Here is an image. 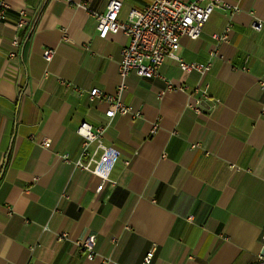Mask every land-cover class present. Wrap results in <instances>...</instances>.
Here are the masks:
<instances>
[{
    "label": "crops",
    "instance_id": "1",
    "mask_svg": "<svg viewBox=\"0 0 264 264\" xmlns=\"http://www.w3.org/2000/svg\"><path fill=\"white\" fill-rule=\"evenodd\" d=\"M109 1L6 0L0 264H141L152 245L150 264H264V29L251 28L264 21V0H221L229 8L212 13L199 39L180 38L184 62L211 63L205 74L185 73L166 59L160 72L184 90L132 73L120 78L127 39L99 38L89 13H105ZM119 1L120 21L151 2ZM19 11L27 26L17 30ZM227 26L228 41H215ZM45 50L54 52L48 63ZM122 82V101L139 117L109 122V105L88 92L113 94ZM204 85L209 98L194 91ZM83 122L106 127L103 143L119 151L114 184L100 192L96 176L61 158H78ZM89 236L92 260L81 249Z\"/></svg>",
    "mask_w": 264,
    "mask_h": 264
},
{
    "label": "built area",
    "instance_id": "2",
    "mask_svg": "<svg viewBox=\"0 0 264 264\" xmlns=\"http://www.w3.org/2000/svg\"><path fill=\"white\" fill-rule=\"evenodd\" d=\"M68 3L71 0H64ZM122 3L119 0H110L106 11L103 14L96 11L89 13L97 21L98 37L106 39L109 35L122 34L126 37L127 43L121 50V58L118 64V73L123 80L129 74L142 79H160L166 83L168 90H184L185 88L176 87L167 82L160 69L166 59H171L178 64L181 71L190 73L197 71L200 74L207 73L211 68V63H187L179 56L177 51L180 46V38L185 36L189 40H197L203 32L204 25L208 22L214 11L227 10L229 7L221 0H192L185 2L181 0H151L150 4L142 10L129 11L125 21L119 20V13ZM6 0H0V22L6 20V13L9 10ZM19 18L16 29H23L27 26L24 17L25 12L19 11ZM251 28L256 31L264 29V21L255 20ZM230 26H227L220 35H213V39L220 43L228 41ZM63 41H67L64 37ZM21 46L19 37L12 41V47L18 50ZM53 50L43 51L42 57L48 63ZM8 59L16 58L15 53H9ZM263 86V83H260ZM125 84L122 82L113 94H105L97 88L88 92L90 100L105 102L109 108L105 111V117L113 120L118 116L129 115L132 119L139 117L132 109L123 103L122 94L125 91ZM208 86L194 90L200 92L204 98H209ZM78 91L77 89H75ZM196 113H200L199 108H194ZM261 115L264 117V105L261 108ZM156 126H154V129ZM106 127L93 128L90 124L83 122L77 129V134L82 140L81 152L74 161L68 155L61 158L64 163L71 164L75 168L88 171L99 179L96 191L100 192L111 181V172L119 158V151L103 143V135ZM34 140V136L30 137ZM39 146L47 149L49 141L42 139L37 142ZM94 146V150L89 152V148ZM192 146L191 148H195ZM190 220V219H189ZM63 236L59 237L61 239ZM264 241V234L262 235ZM94 237L89 236L81 245V249L86 252V258L92 260L94 257L93 249ZM156 246L152 245L145 253L141 264H150Z\"/></svg>",
    "mask_w": 264,
    "mask_h": 264
},
{
    "label": "water",
    "instance_id": "3",
    "mask_svg": "<svg viewBox=\"0 0 264 264\" xmlns=\"http://www.w3.org/2000/svg\"><path fill=\"white\" fill-rule=\"evenodd\" d=\"M261 255L264 257V249L262 250Z\"/></svg>",
    "mask_w": 264,
    "mask_h": 264
},
{
    "label": "trees",
    "instance_id": "4",
    "mask_svg": "<svg viewBox=\"0 0 264 264\" xmlns=\"http://www.w3.org/2000/svg\"><path fill=\"white\" fill-rule=\"evenodd\" d=\"M23 90H20V92H22Z\"/></svg>",
    "mask_w": 264,
    "mask_h": 264
}]
</instances>
